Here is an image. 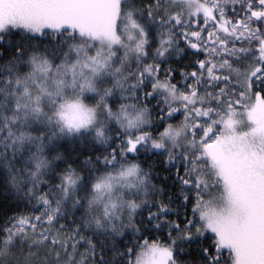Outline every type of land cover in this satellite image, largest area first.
Here are the masks:
<instances>
[{
    "label": "snow or ice",
    "instance_id": "obj_1",
    "mask_svg": "<svg viewBox=\"0 0 264 264\" xmlns=\"http://www.w3.org/2000/svg\"><path fill=\"white\" fill-rule=\"evenodd\" d=\"M0 264H264V0H0Z\"/></svg>",
    "mask_w": 264,
    "mask_h": 264
},
{
    "label": "trees",
    "instance_id": "obj_2",
    "mask_svg": "<svg viewBox=\"0 0 264 264\" xmlns=\"http://www.w3.org/2000/svg\"><path fill=\"white\" fill-rule=\"evenodd\" d=\"M6 39H7V37H6ZM12 39H13V40H15V39H16V37H15V36H13V37H12Z\"/></svg>",
    "mask_w": 264,
    "mask_h": 264
}]
</instances>
